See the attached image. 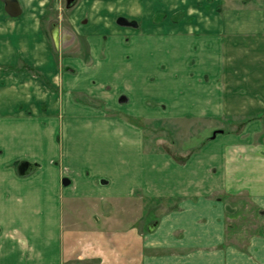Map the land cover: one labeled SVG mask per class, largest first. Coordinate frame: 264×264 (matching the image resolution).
<instances>
[{"label":"crops","instance_id":"1","mask_svg":"<svg viewBox=\"0 0 264 264\" xmlns=\"http://www.w3.org/2000/svg\"><path fill=\"white\" fill-rule=\"evenodd\" d=\"M16 1L17 18L0 2V264H264V8ZM184 120L209 136L149 145L148 123Z\"/></svg>","mask_w":264,"mask_h":264},{"label":"rangeland","instance_id":"2","mask_svg":"<svg viewBox=\"0 0 264 264\" xmlns=\"http://www.w3.org/2000/svg\"><path fill=\"white\" fill-rule=\"evenodd\" d=\"M183 0H181L182 2ZM199 1V0H198ZM179 0H171L168 2L167 5L170 7L178 6ZM185 8L189 10H195V13H198V10H202L203 5L206 3L208 7V11L214 5V9L216 13L219 15L223 11H230L235 9L237 6H245L250 8H264V0H200V2L194 3L195 0H186L185 1ZM169 8V7H167ZM207 9V8H206ZM158 13L155 17V20H159L162 17V14ZM59 15V11H47L46 16L42 18V20H47L48 22H52L55 18ZM46 26V23H44ZM44 26V27H45ZM46 29V27H45ZM46 31V30H45ZM229 122L223 123V127L228 129L229 131L234 130V126L236 127L239 122L233 123ZM237 124V125H236ZM137 125V124H136ZM148 127H143V133L145 137L148 138L149 145H153V140L157 137H162L164 141H166L167 145H175L177 148L181 147H190L199 145L204 139L209 136L210 127L206 122L201 121H194V120H184L181 122H168V123H161L158 124L157 122H151L147 124ZM262 135H260L258 142L264 144V121L262 125ZM142 206V204H141ZM145 208L147 210H160L167 211L174 207L173 202H162V201H147L144 202ZM243 220L246 218L244 214H242ZM236 220V219H234ZM242 220V223H243ZM125 224H127L125 222ZM233 225V224H232Z\"/></svg>","mask_w":264,"mask_h":264},{"label":"water","instance_id":"3","mask_svg":"<svg viewBox=\"0 0 264 264\" xmlns=\"http://www.w3.org/2000/svg\"><path fill=\"white\" fill-rule=\"evenodd\" d=\"M0 2L3 4L4 12L7 14L10 18H17L21 14L20 7L18 5V2L16 0H0ZM73 1L67 0L66 7L68 8ZM53 39L55 41V44L57 43V35L55 32H53ZM28 172V171H27ZM69 184V181L67 179L62 180V185L67 186Z\"/></svg>","mask_w":264,"mask_h":264},{"label":"trees","instance_id":"4","mask_svg":"<svg viewBox=\"0 0 264 264\" xmlns=\"http://www.w3.org/2000/svg\"><path fill=\"white\" fill-rule=\"evenodd\" d=\"M116 23H117L118 25H122V26H134V25H135L134 22H132V21H127V20H125V19H123V18H118V19L116 20Z\"/></svg>","mask_w":264,"mask_h":264},{"label":"flooded vegetation","instance_id":"5","mask_svg":"<svg viewBox=\"0 0 264 264\" xmlns=\"http://www.w3.org/2000/svg\"><path fill=\"white\" fill-rule=\"evenodd\" d=\"M65 1V4L67 3V0H64ZM69 1H73L72 3H71V5L69 6V7H72L74 4H75V0H69Z\"/></svg>","mask_w":264,"mask_h":264}]
</instances>
